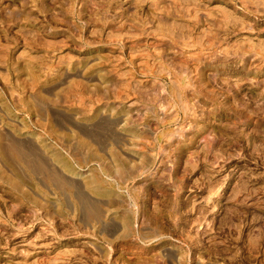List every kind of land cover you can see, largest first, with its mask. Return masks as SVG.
<instances>
[{
  "label": "rangeland",
  "instance_id": "374dc122",
  "mask_svg": "<svg viewBox=\"0 0 264 264\" xmlns=\"http://www.w3.org/2000/svg\"><path fill=\"white\" fill-rule=\"evenodd\" d=\"M0 264H264V0H0Z\"/></svg>",
  "mask_w": 264,
  "mask_h": 264
}]
</instances>
